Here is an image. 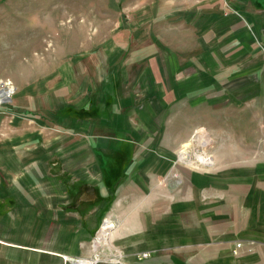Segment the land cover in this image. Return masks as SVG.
<instances>
[{
	"label": "rangeland",
	"instance_id": "rangeland-1",
	"mask_svg": "<svg viewBox=\"0 0 264 264\" xmlns=\"http://www.w3.org/2000/svg\"><path fill=\"white\" fill-rule=\"evenodd\" d=\"M170 2L0 0V84L15 88L0 107L69 110L74 147L95 164L106 144L125 166L97 257L77 264H228L217 232L236 202L264 200V18L261 44L201 45ZM7 243L0 264H35Z\"/></svg>",
	"mask_w": 264,
	"mask_h": 264
},
{
	"label": "crops",
	"instance_id": "crops-1",
	"mask_svg": "<svg viewBox=\"0 0 264 264\" xmlns=\"http://www.w3.org/2000/svg\"><path fill=\"white\" fill-rule=\"evenodd\" d=\"M175 3L180 22L193 29L198 44L262 43L264 0H171L170 5ZM52 111L22 99L0 107V222L4 224L0 238H8L6 245L24 255H34L35 264H65V258L93 260L98 253L97 234L116 214V200H108L109 190L116 187L125 166L106 144L92 164L91 153L95 154L83 141L74 147L73 113L67 110L66 116L58 117ZM59 130L66 134L63 138ZM176 203L182 206L180 200ZM234 207L226 217L231 224L227 234L217 232L223 241L219 245L217 240L216 247L229 245L234 261L228 264H264L262 194L259 200H245L241 209L238 202ZM5 224H10L9 237ZM230 236L234 240L226 238ZM250 241L257 246L253 254L245 253L246 247L239 256L234 254L238 242L245 246Z\"/></svg>",
	"mask_w": 264,
	"mask_h": 264
},
{
	"label": "built area",
	"instance_id": "built-area-1",
	"mask_svg": "<svg viewBox=\"0 0 264 264\" xmlns=\"http://www.w3.org/2000/svg\"><path fill=\"white\" fill-rule=\"evenodd\" d=\"M15 94V88L12 86L10 82H2L0 84V106L6 102V100L10 99ZM256 242L250 241L247 245L244 246L243 242H238L236 244V250L234 254L239 256L242 253L243 248L246 247L245 253L253 254L255 251ZM65 258V257H64ZM77 259L74 258H65V264H77L74 261Z\"/></svg>",
	"mask_w": 264,
	"mask_h": 264
},
{
	"label": "bare ground",
	"instance_id": "bare-ground-1",
	"mask_svg": "<svg viewBox=\"0 0 264 264\" xmlns=\"http://www.w3.org/2000/svg\"><path fill=\"white\" fill-rule=\"evenodd\" d=\"M180 159L179 161L183 162V163H186L188 164L189 166H194L196 165L197 163H202V164H205V162L209 159H204L200 156H195V158H192V157H189L188 155L184 154L183 153H180ZM206 158V157H205ZM207 163V162H206ZM107 237V234L106 233H101L100 234V239H105Z\"/></svg>",
	"mask_w": 264,
	"mask_h": 264
}]
</instances>
